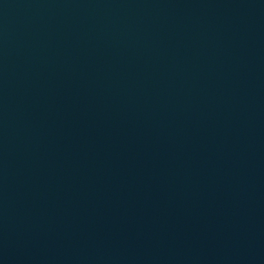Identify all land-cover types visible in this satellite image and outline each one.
Masks as SVG:
<instances>
[{"label":"water","instance_id":"95a60500","mask_svg":"<svg viewBox=\"0 0 264 264\" xmlns=\"http://www.w3.org/2000/svg\"><path fill=\"white\" fill-rule=\"evenodd\" d=\"M0 264H264V0H0Z\"/></svg>","mask_w":264,"mask_h":264}]
</instances>
